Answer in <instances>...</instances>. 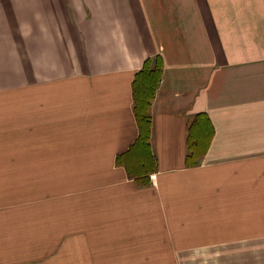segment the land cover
Here are the masks:
<instances>
[{"label": "crops", "instance_id": "0c3cea01", "mask_svg": "<svg viewBox=\"0 0 264 264\" xmlns=\"http://www.w3.org/2000/svg\"><path fill=\"white\" fill-rule=\"evenodd\" d=\"M156 57V166L129 178L133 82ZM60 215L264 264V0H0V264L56 255Z\"/></svg>", "mask_w": 264, "mask_h": 264}, {"label": "rangeland", "instance_id": "374dc122", "mask_svg": "<svg viewBox=\"0 0 264 264\" xmlns=\"http://www.w3.org/2000/svg\"><path fill=\"white\" fill-rule=\"evenodd\" d=\"M63 216L55 218L56 255L44 258L43 264H178L183 258L195 259L190 264H201L204 258L197 252L210 246L209 235H86L81 233V223H76L75 217L74 223L66 222L72 228L71 234L64 232ZM48 229V224H42V237L49 235ZM213 243L221 247L218 241Z\"/></svg>", "mask_w": 264, "mask_h": 264}, {"label": "trees", "instance_id": "16d2710c", "mask_svg": "<svg viewBox=\"0 0 264 264\" xmlns=\"http://www.w3.org/2000/svg\"><path fill=\"white\" fill-rule=\"evenodd\" d=\"M161 67L160 57L146 60L133 82V112L138 126V137L136 145L130 151H137L134 152L131 165L124 158L116 161L124 165L129 178L146 179L142 176L155 170L156 160L151 155L148 144L151 127L149 108L161 78Z\"/></svg>", "mask_w": 264, "mask_h": 264}]
</instances>
